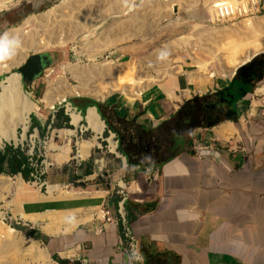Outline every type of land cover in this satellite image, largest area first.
Returning a JSON list of instances; mask_svg holds the SVG:
<instances>
[{
  "label": "crops",
  "instance_id": "0c3cea01",
  "mask_svg": "<svg viewBox=\"0 0 264 264\" xmlns=\"http://www.w3.org/2000/svg\"><path fill=\"white\" fill-rule=\"evenodd\" d=\"M237 74L234 83L249 91L237 103L235 120L195 129L182 152L162 166H127L117 175L120 182L131 175L126 219L145 264H264V93L258 92L264 89V53ZM234 77L188 84L190 97L180 102L159 89L134 101L105 102L101 110L110 122L107 111L117 123L156 128L194 97L224 91ZM118 183L100 191L101 208L113 220H120ZM122 237L120 222L94 219L69 233L42 232L40 241L53 264H128Z\"/></svg>",
  "mask_w": 264,
  "mask_h": 264
},
{
  "label": "bare ground",
  "instance_id": "6f19581e",
  "mask_svg": "<svg viewBox=\"0 0 264 264\" xmlns=\"http://www.w3.org/2000/svg\"><path fill=\"white\" fill-rule=\"evenodd\" d=\"M16 1L0 0V11ZM204 1L208 9L207 12L210 14L209 22L214 25L222 22L217 18L216 10L218 6L223 4H232L237 9V13L234 19L221 24H234L241 18L247 17V20L243 19L242 22L235 25L231 24L229 27L222 28V30L203 25L193 26L194 29L204 27L206 35L211 38H218L221 42L218 48L207 49V53L214 58V61H219L223 69L220 74L218 72L210 73L209 77L216 75L233 77L239 67H242L257 55L264 53V20L249 17L251 5H254L256 10L258 7L255 6L258 0ZM139 2L141 4L138 6ZM141 11L145 14L142 15ZM173 14V3L170 0H130L129 5H125L124 0H64L59 7L57 6L38 16H30L19 27L10 29L14 30L13 35L22 40V48L17 52L16 59L7 62L6 66H0V76L7 74L0 83V144L4 140L17 145L22 144L25 136L19 137L18 130L22 128L26 132L30 125L31 115L40 109L39 105L32 99L31 94L25 91L22 76L12 72L13 68L24 64L28 59L30 55L28 56L27 51L33 50L34 53H37L49 50V48L66 47L82 37L84 43L79 53L88 55L89 59H95L107 51L119 48L123 41H129L137 36L136 33L127 32L126 30L128 28L132 29V27L136 28V23L141 22L142 16L148 19L145 26L150 35L155 25L169 19ZM148 15H150V18H148ZM106 25H109V28H106L108 30L105 29L99 33L98 27L101 28ZM236 25L241 27L235 28ZM133 31H136V29ZM101 33L103 34L100 36ZM189 43L187 40L175 38L160 46L162 48L159 55L161 57V53L168 52V46L174 47L172 52L186 49L192 59L195 60L194 64L198 69L196 73H185L182 67L174 70L171 67V61H164L162 65L160 63V66H154L159 80L147 77L145 74H139L136 72L134 65L124 63L108 66L101 62L86 65L69 63L63 67V73L70 74L79 85L70 86L64 76L60 77L57 86L51 85L45 95L44 103L53 108L55 104H60L66 97L80 96H88L97 101H104L115 93H121L133 99L139 95L148 97L163 88L156 85L158 81L165 84V90L171 100L180 102L183 98L190 97L191 92L188 84L205 78V75L201 72L208 65L207 61H202L196 54L200 49L199 45L190 44L189 46ZM153 85L156 86L153 87ZM259 92L263 93L264 89H260ZM68 109L70 111L69 105ZM70 117L72 123L79 127L83 120L82 115L70 111ZM85 119L89 128L96 134L93 143L98 145L97 137L104 132L105 123L102 121L97 109L92 107L89 108ZM108 141L115 153L117 150L116 141L113 137H110ZM53 148L60 151V154L54 157L57 164L68 162L72 158L71 149L57 148L56 146ZM90 149L91 147L83 148V153L80 148L78 154L83 153L82 157L88 156ZM120 185L125 187L124 183ZM1 187L9 194L14 189L17 190L12 203L15 204L19 215L25 218L30 216L29 214L25 216L22 212L20 208L22 202L30 209L38 208L42 211L40 219L43 222L41 224L42 232L45 235L53 236L69 233L81 224H89L94 221L96 207L93 202L81 198V195H85L83 193L78 195L73 190L65 191L63 188L60 193L55 194L50 189L49 197H46L29 188L21 178H17L16 182L13 183L4 176H0V189ZM49 207L55 208L53 213ZM65 210L69 213L68 216L65 214ZM84 211H90L91 215L82 220H77L76 215ZM70 217L72 218L71 223H69ZM74 217L77 221L73 219ZM103 219L104 214L100 213L99 220ZM4 248L11 250L8 256L14 252L20 258L16 264H51L52 262L49 253L41 247L38 241L31 240L27 242L23 235L0 223V253Z\"/></svg>",
  "mask_w": 264,
  "mask_h": 264
},
{
  "label": "rangeland",
  "instance_id": "374dc122",
  "mask_svg": "<svg viewBox=\"0 0 264 264\" xmlns=\"http://www.w3.org/2000/svg\"><path fill=\"white\" fill-rule=\"evenodd\" d=\"M63 1L64 0H17L15 3H12L10 6L0 11V34L10 29L19 27L30 16H38L57 6L59 7ZM170 2L173 3L175 15L173 14L169 19L161 21L155 25V28L150 35L148 34L147 28L145 26L148 19H145L142 16L141 22L138 21L136 23V28L132 27V29H136L137 32L129 28L126 30L127 32L132 31L133 33H136L137 36L129 41H123V44L119 48L107 51L102 56L95 59H89L88 55L79 53L81 46L84 43L82 37H80L78 41L71 42L66 47L49 48V50L37 53H34L33 50L27 51L28 56H32L33 54H41L46 59L44 71L39 77L35 79L34 82L28 83L23 80L25 91L31 94L32 99L39 105L40 109L31 115L30 125L26 132L22 128L18 130L17 133L19 137L22 138L23 135L25 136L22 144L17 145L13 142L4 140L3 143L0 144V151H3L7 146H13L14 148L19 147L30 158L31 165L36 170V173L32 174L33 180L29 181L24 180L20 174L15 176L0 174V176L10 179V182L13 183L16 182L17 178H21L29 186V188L46 197H49L50 189L55 194L60 193L63 188L65 191L73 190L76 192L75 194L78 195L83 193L85 195H81V198H85L86 200L93 202V205L96 207L94 210V219L99 220V215L102 213L101 206L103 200L102 192L100 191L102 189L110 188L112 182L114 185L115 183L120 182V179L117 178V175L119 173H123L124 169L127 170L126 164L128 165V163L127 161L125 162L126 158L118 150L119 143L117 145V150L114 153L108 141V139L113 137L114 134L117 137L116 139L113 138L114 141L119 140V136L115 132L105 127L104 132L97 137L98 145H95L93 140L94 137H96V134L89 128V125H87V121L85 119L89 109L84 113H81L83 120L81 121L79 127H76L72 123L71 117L68 115L69 113H66V105L68 103H71L75 107L77 104H82L84 99H91L94 101L97 100L88 96L66 97V99L62 101L61 104H55L53 108H50L46 103H44L45 95L51 88L52 84L57 86L58 79L63 76L67 79L70 86L75 87L79 85V83L73 79L70 74L63 73V67L67 66L69 63L74 65L79 63L81 65H86L93 62H101L106 66L120 65L124 63L134 65L137 70L136 72L139 74H145L147 77H152L159 80V76L155 72L154 66H160L159 64L161 63L162 65L164 61H171V67L174 70H176L178 67H182L185 73H196L198 69L195 67V60L192 59L191 55L186 49H179L177 52L175 51V53L172 52L174 47L168 46L169 51L166 52L167 55L163 58L160 57L159 53L161 51L160 49L162 48L160 46L165 45L167 42L175 38L189 41V46L190 44L199 45L200 49L196 52V54L202 61H207L208 63L206 69L201 72V74L205 75V78L195 80V82L192 83L194 86L198 87L201 82L208 80L213 81L218 79L219 81H228L232 79L233 77H222L220 75L209 77L210 73L218 72V74H220L223 70L220 62L214 61V58L207 53V49L218 48V45L221 42L218 38H211L206 35V30H204V27L201 29H194L193 27L194 25H203L205 27L210 26L216 28L217 30H222V28L229 27L232 23L218 25L210 23V14L207 12L208 9L205 6L204 0H170ZM140 4L141 3L139 2L138 6ZM255 7L258 8L255 10L254 5H251V13L249 14V17L253 19L257 18L258 20H264V0H258ZM141 14L143 15L145 13L141 11ZM148 18H150V15H148ZM243 19L247 20V17L241 18L232 25L242 22ZM241 24L243 25V23ZM240 25H236L235 28H240L242 26ZM98 28V32L100 33L106 28H109V25ZM102 34L103 33H101L100 36ZM16 58L17 54L12 60ZM23 65L24 64H21L19 67L13 68L12 72L21 75L18 71V68L22 67ZM244 66L245 65L242 67ZM6 76L7 74L0 76V83ZM156 85H159L160 88L163 87L162 89L164 90L166 89L165 84H163L161 81L156 82ZM156 85H153V87ZM140 96L141 95L137 96L135 99ZM135 99L127 95H122L121 93H115L104 101L98 102L104 104L105 102L115 103L119 100L134 101ZM60 110L63 111V115L69 117V126L64 125L59 129L55 127V125L63 122V117H60ZM107 112L111 118V122L116 123L115 128L119 131H123V124L117 123L116 116L112 115L113 111ZM34 121H38L40 126L45 128L44 134H42L39 128L33 127L34 129L31 130L33 123H35ZM106 131L108 133L107 136L105 135ZM54 146L57 148L71 149L72 158L68 162L57 164L54 160V157L59 155L60 151L54 149ZM87 147H91L90 154L88 156L85 155V157H82L84 155L83 148ZM80 148L81 152L83 153L78 154ZM31 152L32 156L29 155ZM88 171H92V173L88 174ZM130 176V173H126L121 177L125 181V184L129 181L128 177ZM16 191L17 190L14 189L13 192H10L9 194L4 188L1 187L0 223L16 231L20 235H23L27 242L35 240L42 244L40 241L42 238L41 224L43 222L40 219L42 216V211L38 208L30 209L25 203L22 202L20 204L22 212L25 216L28 214L30 216L25 218L19 215V213L16 211L15 204L12 203L15 199ZM49 208L52 209L50 211L53 213L55 208ZM65 212L64 213L68 216L69 213H67V210H65ZM90 215V211H84L83 213H78L76 215V219L82 220L83 218H87ZM75 217L73 218L74 220H76ZM36 218L38 219L36 220ZM37 236L38 238H36ZM41 247L44 249L43 245H41ZM9 252H11V250L8 248H4L2 250L0 253V264H16L20 259L14 252L10 253L8 256ZM51 264H53V262H51Z\"/></svg>",
  "mask_w": 264,
  "mask_h": 264
},
{
  "label": "trees",
  "instance_id": "16d2710c",
  "mask_svg": "<svg viewBox=\"0 0 264 264\" xmlns=\"http://www.w3.org/2000/svg\"><path fill=\"white\" fill-rule=\"evenodd\" d=\"M237 76L238 74L224 91L216 95L194 97L185 102L173 118L156 128H145L134 120H118V123L123 124V131H119L102 112L103 104L91 99H84L82 104H77L75 107L80 108L82 113L88 107L97 108L108 129L119 136L118 150L126 158L129 167L156 168L181 153L195 129L212 128L224 120H235L238 115L237 103L249 91V87L245 83H234ZM211 104H215L217 107L215 109L207 108ZM59 113L60 117H63V122L56 124L55 127L60 129L64 125L69 126V117L63 115L62 110ZM34 122L31 130L39 128L44 134L45 128H42L38 121ZM107 134L106 131L105 135L107 136ZM33 173H36V170L22 149L7 146L3 151H0V174L12 176L20 174L24 180L29 181L33 180ZM87 173L91 174L92 171Z\"/></svg>",
  "mask_w": 264,
  "mask_h": 264
},
{
  "label": "built area",
  "instance_id": "2783aa9c",
  "mask_svg": "<svg viewBox=\"0 0 264 264\" xmlns=\"http://www.w3.org/2000/svg\"><path fill=\"white\" fill-rule=\"evenodd\" d=\"M217 18L221 20L222 22L230 21L236 17L237 9L234 8L232 4H223L217 7ZM220 22V21H219ZM220 22V24L222 23ZM218 23V22H217ZM61 104V103H60ZM68 105L70 106V111H74L76 113H82L79 108L74 107L71 103H68L66 105V113L70 115V111L68 109ZM80 111V112H79ZM84 127V125H83ZM113 138L116 139V135H113ZM117 145L119 143V140L116 141ZM32 156V152L29 154ZM30 161V158H29ZM80 164V163H78ZM128 165L126 164V167ZM121 183H124L125 187H121ZM119 194L122 196L121 202L119 203V214H120V220H113L110 216V212L106 209H102V213L104 214V219L107 222H120L123 226V237L121 240L122 249L127 253L128 255V264H145V258L143 256V253L141 252L140 243L137 240V238L133 235V232L131 230V227L126 219V203L128 202V197L126 192V184L124 181L119 182Z\"/></svg>",
  "mask_w": 264,
  "mask_h": 264
},
{
  "label": "clouds",
  "instance_id": "9594fccd",
  "mask_svg": "<svg viewBox=\"0 0 264 264\" xmlns=\"http://www.w3.org/2000/svg\"><path fill=\"white\" fill-rule=\"evenodd\" d=\"M125 5H129L130 0H124ZM14 30L6 31L0 34V66H6L7 62L11 61L22 48V40L13 35ZM167 53H161V57L166 56ZM72 218H69V223Z\"/></svg>",
  "mask_w": 264,
  "mask_h": 264
},
{
  "label": "water",
  "instance_id": "95a60500",
  "mask_svg": "<svg viewBox=\"0 0 264 264\" xmlns=\"http://www.w3.org/2000/svg\"><path fill=\"white\" fill-rule=\"evenodd\" d=\"M249 62H247V63H249ZM45 66H46L45 57H43V55H41V54H33L32 56L28 57V59L25 61L24 65L22 67L18 68V71L22 75L23 80L25 82L32 83L35 81V79L37 77H39L42 74V72L45 69ZM238 69H237V71H238ZM236 72H235V74H236ZM235 74H234V76H235ZM96 102H98V101H96ZM216 107H217V105H215V104H211V105L207 106V108H209V109H215ZM89 108H91V107H88L87 110ZM94 108H96V107H94ZM103 122L105 123L104 120H103ZM105 127H107L106 124H105ZM125 162H126V159H125Z\"/></svg>",
  "mask_w": 264,
  "mask_h": 264
},
{
  "label": "flooded vegetation",
  "instance_id": "af4514ba",
  "mask_svg": "<svg viewBox=\"0 0 264 264\" xmlns=\"http://www.w3.org/2000/svg\"><path fill=\"white\" fill-rule=\"evenodd\" d=\"M44 57V56H43ZM46 60V59H45Z\"/></svg>",
  "mask_w": 264,
  "mask_h": 264
}]
</instances>
